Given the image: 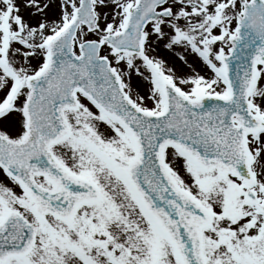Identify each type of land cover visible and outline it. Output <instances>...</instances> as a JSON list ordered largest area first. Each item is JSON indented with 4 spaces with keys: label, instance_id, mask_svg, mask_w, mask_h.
I'll return each mask as SVG.
<instances>
[{
    "label": "snow or ice",
    "instance_id": "obj_1",
    "mask_svg": "<svg viewBox=\"0 0 264 264\" xmlns=\"http://www.w3.org/2000/svg\"><path fill=\"white\" fill-rule=\"evenodd\" d=\"M0 264H264V0H0Z\"/></svg>",
    "mask_w": 264,
    "mask_h": 264
},
{
    "label": "rangeland",
    "instance_id": "obj_2",
    "mask_svg": "<svg viewBox=\"0 0 264 264\" xmlns=\"http://www.w3.org/2000/svg\"><path fill=\"white\" fill-rule=\"evenodd\" d=\"M133 84L134 85H137V81H133ZM138 90L140 91V93L141 94H144V92H145V87L143 86V85H138ZM148 104H149V106H150V102H147Z\"/></svg>",
    "mask_w": 264,
    "mask_h": 264
}]
</instances>
